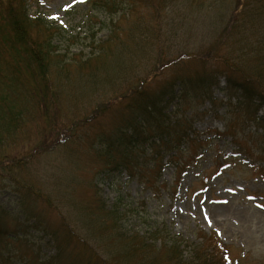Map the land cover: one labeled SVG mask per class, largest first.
Returning a JSON list of instances; mask_svg holds the SVG:
<instances>
[{
  "label": "rangeland",
  "instance_id": "1",
  "mask_svg": "<svg viewBox=\"0 0 264 264\" xmlns=\"http://www.w3.org/2000/svg\"><path fill=\"white\" fill-rule=\"evenodd\" d=\"M234 1L124 0L123 9L110 12L101 5L89 6L86 0H28L32 17L40 15L53 23L50 35L58 54L51 67L54 97L46 106L42 99L30 98L28 86L21 87L14 109L21 126L10 133L0 129V162L19 163L0 168V233L7 236L0 241V264L7 257L10 264H26L36 254L49 261L59 256L58 264H75L85 249L79 244L82 240L88 244L87 255L89 249L105 256L116 253L118 247L108 246L104 236L89 235L93 233L86 222L89 212L96 210L92 205L96 195L107 205L119 199L124 206L138 203V209L123 218L128 229L146 231L143 217L148 216L152 221L147 224L191 240L202 230L217 232L236 247L234 255L245 254L241 264H264L262 152L254 148L245 162L229 159L231 165L225 169L223 157L233 153L237 144L230 134H217L226 131L231 117L222 55L232 46H226L221 57L206 55L197 60L210 50ZM122 42L127 47L119 68L112 52ZM104 46L109 53L104 60L89 59ZM187 54L197 57L190 63L165 66ZM254 66L252 60L244 65L245 71L253 74ZM203 68L217 72L219 86L212 89L215 99L213 103L195 101L186 113L193 111L196 132L216 136L205 154H186L171 162L165 157L161 189H149L123 169L103 172L111 165L97 157L99 140L110 135L127 114L126 100L120 98L124 103H118L117 95L136 81L139 84L147 78L157 87L180 72H202ZM32 95L36 96L33 91ZM110 100V107L96 115L99 105ZM172 104L178 111L176 101ZM243 128L246 139L253 141L262 132L252 122ZM179 160L187 165L177 167ZM143 200L148 203L147 212ZM59 232L64 234L63 244L68 234L74 237L63 255H58L55 239ZM19 238L29 245L19 246L26 243ZM162 238L158 236V243Z\"/></svg>",
  "mask_w": 264,
  "mask_h": 264
},
{
  "label": "trees",
  "instance_id": "2",
  "mask_svg": "<svg viewBox=\"0 0 264 264\" xmlns=\"http://www.w3.org/2000/svg\"><path fill=\"white\" fill-rule=\"evenodd\" d=\"M86 3L89 6L101 5L110 12L124 8V0H86ZM230 4L233 8L210 50L207 54H200L197 60L201 61L206 55L221 57L224 48L232 46L222 55L223 70L227 78L224 88L228 95L227 113L231 116L224 134L231 135L239 146L238 151L250 153L248 142L257 144L255 141L260 135L258 142L264 146V113L260 114L264 109V0H236ZM28 6V0H0V129H5L8 133L21 126L20 117L14 111L21 87L28 86L27 94L30 98L37 102L42 99L46 106L54 97L51 67L53 57L58 54L50 35L53 23L40 15L32 17ZM240 6L242 7L238 11ZM116 37L119 38V35ZM129 44L131 46L133 40ZM125 47V42L118 43L112 52L116 67L120 68L123 63ZM107 54V47L104 46V49L89 59L100 62ZM185 57L176 58L165 66L180 61L190 63L197 56L187 54ZM252 60L255 63L253 74L244 68ZM58 62L65 61L59 59ZM87 62L88 60L83 64ZM151 73L153 72H149L148 76ZM216 75V71L206 68L202 72L183 71L157 87H152L146 78L139 84L136 81L137 85L134 83L133 87L118 94V103L126 100L123 109L127 114H123L124 117L110 135L101 136L99 140L97 157L111 165L103 172L123 169L130 178L139 180L149 189H161L160 179L165 157L168 156L171 162L186 154L203 155L215 137L203 138L196 132L193 126L194 113L186 112L200 99L213 103L215 98L212 89L219 86ZM32 91L36 96L32 95ZM175 101L178 111L172 104ZM111 104V100L100 104L96 115ZM251 122L262 129V134H258L254 141L246 139L243 128ZM237 158L238 154L224 156L222 165L229 162V159ZM1 164L6 168L15 163L1 161L0 168L3 166ZM180 164L186 166L187 161L179 160L176 166L180 167ZM100 199L98 195L95 196L92 203L96 208L94 213L87 210L90 218L86 224L93 233L89 235L100 239L104 236L107 245L112 249L118 247V251L108 252V256H105L96 249H89L87 255L88 244L82 240L79 244L85 249L80 258H76L75 264H241L246 259L240 253L234 255L236 247L225 243L216 233L209 234L202 230L197 239L191 240L168 228L147 224L152 221L148 216L143 217L147 225L146 231L128 229L123 218L130 210L138 209V203L132 202L124 206L123 199H119L117 203L107 205ZM143 205L147 212L148 203L143 200ZM0 214L2 215V211ZM63 235L61 232L55 235L60 247L58 255L65 254L67 246L74 239L68 234L67 242L63 244ZM159 235L163 236L160 243L157 239ZM5 238V233H0V241H5ZM20 240L26 243L19 246L29 245L28 241L19 238L18 241ZM13 243L16 244V240ZM4 259L6 262L1 264H10L8 257ZM59 262V256L55 261H49L37 254L31 261H25L26 264Z\"/></svg>",
  "mask_w": 264,
  "mask_h": 264
},
{
  "label": "snow or ice",
  "instance_id": "3",
  "mask_svg": "<svg viewBox=\"0 0 264 264\" xmlns=\"http://www.w3.org/2000/svg\"><path fill=\"white\" fill-rule=\"evenodd\" d=\"M262 207H264V205H262Z\"/></svg>",
  "mask_w": 264,
  "mask_h": 264
}]
</instances>
